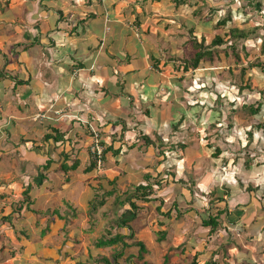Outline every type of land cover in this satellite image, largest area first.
Wrapping results in <instances>:
<instances>
[{
	"label": "rangeland",
	"instance_id": "obj_1",
	"mask_svg": "<svg viewBox=\"0 0 264 264\" xmlns=\"http://www.w3.org/2000/svg\"><path fill=\"white\" fill-rule=\"evenodd\" d=\"M189 1L191 7L197 4L193 9L200 8L198 15L192 17L190 13L193 9H188L187 6L179 7L170 1L168 8L165 6L168 14L159 18L160 15L154 10L147 11L145 21H136L135 25H132L136 30L135 34L140 35V40L138 39L140 47L143 43L148 44L153 51L158 46L164 47L169 65L167 67L173 65L176 67L175 72L171 73L173 77L183 73L188 76L186 78L189 83L195 80L200 85L192 84L194 89L189 85L185 88L186 94H189L187 102H191L189 105L191 108L188 110V115L185 112V119L180 118V121H183V132L192 140H187V144L175 140L172 144L174 150L179 152L180 159L184 158L183 162H186V168H183L181 174L182 182L176 181L175 177L170 175V181L159 182L161 184L158 188L153 186L160 180L159 178L155 179L153 184H149L151 189L138 190L137 184L132 185V181L129 183L124 179L120 182V190L117 189L118 196H116L113 189L115 185L112 183L103 185L102 182V188L99 187L100 182L97 179L104 177L102 172H97L96 175L86 174L85 167H82L65 174L58 168L51 175L52 171L48 173L43 169L39 170L34 163L24 165V168L18 172L10 165L11 157H4L0 160V214L5 215L0 216V264H105L101 262L103 257H108L111 263H114L113 254L121 250L122 244L105 248H97L95 244L99 239L116 235L117 230L127 236L132 234L133 230L135 238L131 243L144 242L146 248L143 259L138 257V246L124 250V256L117 264H192L195 253L199 254L205 248L215 250L213 248L221 244L229 245L230 254L227 259L224 251L219 249L220 252L215 256L218 264H264V248L261 249L263 245H258L254 236L247 234V227L242 226V220H237L238 225H233L236 227L227 228L229 222L235 224L236 221L229 219L228 223L223 222L224 219L221 217L225 227L222 225L218 229V235L215 234V241L212 244L208 241V231L202 236L200 230L199 233L197 231L198 212L208 218L217 215L219 210L227 209L228 206L229 208L242 206L245 210H250L253 196L257 200L259 197L264 199V184L258 183L260 179L256 180L255 174L252 175L253 181L247 176L251 172H259L258 169L255 171V166H264V67H251V64L256 65L258 61L264 63V53L261 52L264 43V8L263 6L260 10L256 8V4H261L264 0H198V3L196 0ZM7 11L11 17L15 14L17 16L18 13L24 15L21 5ZM230 14L234 21H229L226 26L221 27L224 32L230 31L225 40L240 29H244L247 36L236 42L235 53L233 54L230 46L228 48L222 46L219 53L216 49L217 54L213 55L211 61L200 64L198 71L203 73L201 76L193 77L196 71L193 73V71L181 70L185 62L195 53L194 35L198 37V42L204 38L208 44L219 30L220 19ZM175 23L174 28L172 25ZM138 26L142 27V34L138 31ZM158 27L163 30L160 32L161 36ZM19 31L22 30H15L17 34L12 35L11 39H16L15 36ZM14 39L10 41L15 45ZM12 46L9 43L8 48L6 46L5 49L7 66L11 59L15 58L10 51ZM178 48L180 56L175 54L178 53ZM235 54L238 56L236 57ZM11 68L14 70L10 74L18 75L20 65L16 58ZM243 72L246 73L244 80ZM213 83L217 86L213 87ZM75 93L74 97L80 100V92L75 91ZM259 102L262 103L260 111L257 114L251 113L250 107H258ZM66 112L65 110L60 113ZM34 122H25L23 129H30ZM92 124L91 121L84 122L81 128L87 130L88 136L93 139V131L99 133V130ZM0 131H3L0 132L1 143L4 139L3 135L6 137L11 134H7L4 127H0ZM259 132L261 136L257 137ZM24 135L26 134L23 133ZM37 136L39 132L32 138L35 143L37 140L34 138ZM15 140L19 145L24 144L25 141L22 137ZM81 140L82 138H74L66 145L65 149L71 159L79 153L77 150L81 149L78 148ZM39 143L42 146H39ZM39 143H36L37 146H31L30 142L26 145H30L35 151L38 146L42 149L49 145L50 154L53 150L62 149L61 142L58 143L59 146L50 142L44 143L43 139ZM180 144L184 147L189 145V148L179 150ZM90 145L91 143L84 142L86 148ZM157 145H159L158 155L161 156L164 152L165 156L164 143ZM216 148L221 149L218 157L214 155ZM71 159L69 163L72 162ZM93 159L97 160L94 156ZM249 160L250 167H253V171L250 172L245 169ZM59 161L61 158L56 163L59 164ZM17 164L18 167L21 165L19 161ZM41 172L46 175L45 181L50 176L51 183L48 187L38 186L34 180H31ZM68 175L69 180L66 179ZM22 176L25 178H21ZM7 177L11 178L7 179ZM10 179L13 180L12 183L3 185L4 180L7 184ZM30 183L32 187L26 197L24 192ZM33 187L37 191L31 196ZM63 187L64 189H61ZM109 189L114 190L113 195L108 193L105 199L106 190ZM124 195L133 199L137 197L136 208H132L130 199L125 204H120ZM145 195H149L151 201H145ZM260 203L263 207L264 202ZM34 205L39 206V211L35 210L37 208ZM33 206L35 209L32 215H28L29 209ZM54 209L59 210L55 212ZM130 211L136 213V220L130 222L132 229L125 227L118 229L116 220L121 215H124V219H129L132 215ZM166 212L175 216L178 214L182 216L185 212L196 216L187 215L186 226L180 219H176L171 225L167 224L168 233L166 232L163 243L160 244L157 240L161 237L160 232L164 231L162 229L164 224L160 222L166 218ZM168 218L170 219L171 216ZM180 224L182 226H179ZM202 238L205 243H201ZM187 242L191 247L185 245ZM199 243L201 244L198 245ZM205 251H207L205 255L209 258L210 250ZM201 259L202 257L198 264H203Z\"/></svg>",
	"mask_w": 264,
	"mask_h": 264
},
{
	"label": "crops",
	"instance_id": "obj_2",
	"mask_svg": "<svg viewBox=\"0 0 264 264\" xmlns=\"http://www.w3.org/2000/svg\"><path fill=\"white\" fill-rule=\"evenodd\" d=\"M170 1L0 0V17L3 19H0V64H2L0 65V127L6 128L7 134H11L6 137L3 135L4 139L1 137L3 141L0 143V160L10 156L12 159L10 165L18 172L28 163H34L40 170L49 159L47 154L49 145L47 149L45 147L39 149V146H42L39 142L49 132L50 127H55L60 132H66V138H82L78 146L82 148L80 151L82 164L78 169H82L86 167L85 163L88 159V147L84 146V142L92 144V137L88 136L87 130H82L81 126L82 123L91 121L94 127L104 132L101 136L104 167L98 171L97 162L94 160L96 168L91 172L95 175L97 172L104 173V177L97 179L100 188L102 182L103 185L112 183L117 194L114 193L118 196L117 189L120 190V182L124 179L129 183L132 181L131 184H137L138 187L153 184L155 179L159 178L160 180L152 185L156 188L161 183L170 181V175L175 177L176 181L182 182L181 174L183 168H186V162H183L184 158L180 159L179 152L174 150L172 144L175 140H179L178 142L182 144L192 140L183 132V121H180V118L183 116L182 119H185L186 114L189 113L188 105L191 104L187 102L189 94H186L185 88L188 85L192 87V84L200 85L195 80L189 83L186 78L188 76L183 73L173 77L171 73L175 72L176 67L175 65L167 67L169 65L164 47L155 46L157 48L154 51L145 43L140 47V35L135 34L136 30L132 26L136 21H145L147 11L154 10L160 15L159 18L168 14L166 7L168 8ZM19 5L24 15L18 13L17 16L15 14L11 17L7 10ZM3 11L5 13L1 14ZM172 27L175 28L176 23ZM15 30L22 31L15 36L16 39L13 38L16 42L14 45L10 40L13 41L12 35L17 34ZM142 30V27L138 26V31ZM158 31L161 36L160 32L163 30L158 27ZM9 43L13 45L10 51L20 65L16 76L10 74L14 70L11 66L15 58L11 59L8 66L5 63L8 60L4 53ZM175 54L180 56L179 48L178 53ZM153 58L160 61L157 68L154 67ZM1 73L4 76H1ZM18 82L24 83L17 84ZM75 91L80 92V100L74 97ZM65 110L67 111L65 114L60 113ZM31 120L35 121L33 127L28 130L23 129L24 123L33 122ZM179 121L181 123L179 130L172 133V126ZM38 132L39 136L34 139L39 146L35 151L30 145L37 146L32 138ZM23 133L26 135L23 136ZM257 134V137L261 136L260 132ZM145 135L155 145L148 143L147 146ZM21 137L25 140L24 144L15 143L17 142L15 138ZM159 140L165 145L163 148L166 149L165 156L164 152L161 156L157 153ZM29 142L31 144L26 145ZM188 148L189 145L184 149L180 147L179 150ZM63 149L65 148L53 150L51 158L57 160ZM18 161L21 163L20 168ZM59 165L60 163L53 164L50 168L51 175L53 171L58 170ZM257 169L258 173L251 172L250 175H246L253 181L252 175L255 174L254 178L260 179L258 183L264 184V166H255V171ZM247 170L253 171V167H248ZM9 178L11 177H7ZM49 180L50 176L42 186L48 187L51 183ZM12 182L13 180L10 179L6 184L4 180L3 185ZM35 191L37 189L33 187L31 196ZM113 191L106 190L105 199L108 192ZM123 198L120 204L127 200L136 203L135 199H137L128 195H124ZM184 199L187 200V197L184 196ZM258 200L253 196L250 210H245L242 206L240 208L228 206L227 209H221L225 210V214L221 217L224 219L223 222L236 221L235 224L229 222L227 228L236 227L233 225H238L237 220H242V226L247 227V234H252L255 242L263 245L262 249L264 248V206L262 207L260 202H264V199L259 197ZM34 206L31 210L36 207L35 210L39 211V206ZM58 210L54 209L55 212ZM162 212L164 213L163 210ZM31 213L29 210L28 215H32ZM1 215L5 216L3 213ZM178 215L171 213L170 219L164 217L165 219L160 222L164 224L162 226L164 232L168 233L167 224L171 225L176 219L183 221L186 226L187 215L196 216L188 213L185 217ZM203 217L202 213H197V218ZM223 227H225L224 223ZM199 230L201 236L208 231L201 226L197 228L198 233ZM201 236L199 235V238ZM214 236L210 237L211 244L215 241ZM201 240L203 243L204 238ZM188 243L185 245L191 247ZM216 248L217 246L213 249ZM211 249L205 248L203 253L207 252L205 250L211 252Z\"/></svg>",
	"mask_w": 264,
	"mask_h": 264
},
{
	"label": "trees",
	"instance_id": "obj_3",
	"mask_svg": "<svg viewBox=\"0 0 264 264\" xmlns=\"http://www.w3.org/2000/svg\"><path fill=\"white\" fill-rule=\"evenodd\" d=\"M174 2L177 6H187L188 9H193L194 7H197V4L196 5H193L194 7H191L190 5V1L189 0H171V2ZM204 1H207V0H204ZM196 2L198 3V0H196ZM263 6L264 8V1H261V4L260 3H257L256 4V8L258 10H260V8ZM190 13V12H189ZM200 13V8H195L193 9L191 16L193 17L194 15H198ZM229 21H234V18L231 16V14L224 18V19H220V21L218 22V32L214 35L213 39L207 44L206 42V39L202 38L201 42H198L197 41V36L194 35V46H195V53L193 55V57L190 59V60H187L184 64L182 68L183 71L185 72H189V71H193V77H197V76H201L203 73H200L198 71L199 67H200V64L201 63H205L206 61H211L213 59V55L219 53L222 49V46L224 48V46H226V48H228V46H230L232 48V51H233V54L235 53V46H236V42L238 40H241L243 38H246L247 36L245 35L244 33V29H240L238 31H236V33H233L232 35H230V38L228 40H225V38L230 34V31H227V32H224L222 31L221 27L223 26H226L228 24ZM262 36V35H260ZM250 37V35H249ZM216 49L219 50L217 53H216ZM227 51V50H225ZM262 53H264V43L262 45ZM1 53V52H0ZM235 56L237 57L238 55L235 54ZM154 67H158V64H159V59H154ZM259 62V61H258ZM256 63V65L254 64H251V67H260V68H263L264 67V63ZM170 63H174L172 61H170ZM179 68V67H177ZM246 73L243 72L242 74V78L244 80V75ZM1 76H4L3 73H1ZM24 82H18L17 84H22ZM217 86L216 84L213 83V87ZM208 88H211V87H208ZM261 102H259V105L258 107L254 108V107H250V112L253 113V114H257L258 111H260V106H261ZM190 105V104H189ZM188 105L189 108H191L190 106ZM183 118V117H182ZM183 120V119H182ZM180 121L175 123V125L172 126V133H174L175 131H178L179 128H180ZM99 130V129H98ZM48 133H46L43 137V141L44 143L45 142H50L52 144H55L57 145L58 143H62V147H66L67 144L71 143V141H73V137H68L66 138V132H60L59 129L55 128V127H50L48 129ZM1 134V133H0ZM248 134V133H247ZM251 135V133H249ZM99 135L102 136L104 135V132L100 131L99 130ZM252 136V135H251ZM250 138V137H249ZM144 140L146 141V145L149 146V144L151 143V145H155V143H153L149 137L147 135L144 136ZM251 140V138H250ZM163 141L159 140V143L163 144L162 143ZM101 143H103V140H102V137H101ZM149 143V144H148ZM182 144V143H181ZM179 145V147H181L182 149H184V146L183 145ZM82 149V148H81ZM81 149H78L77 152V155L74 157V159H71L69 157L70 154H68L65 150L66 149H63L62 152L60 153L59 155V158H61V161H59L60 165H59V171H62L64 172L65 174H68L70 171H75L79 168V166H81L82 162H81V159H80V151ZM221 149L219 148H216L215 150V153L214 155L215 156H220L221 154ZM87 156H88V159H87V162H86V167L84 169V173L88 174V173H91L92 171H94V169L96 168V162H94V159H93V154H92V151H91V145L87 148ZM115 152V151H114ZM48 157L49 159L46 161V163L42 166L41 170L43 169L44 171L48 172L50 171V168L53 166L54 163L58 162V159L57 160H54L52 159V155L48 152ZM70 159L72 160L71 163H69ZM247 168L250 167V160L249 162L246 163ZM104 165L102 167H98V164H97V168L98 169H101L103 168ZM39 169V167H38ZM46 179V175H44V173H39L38 176H36L35 178H33L34 182L36 183V185L38 186H42L44 181ZM67 180L70 179L69 175L67 176L66 178ZM32 185L31 183L29 184V186L26 188L24 194L26 195V197L28 196V192L30 191ZM138 190H147L148 188L151 189L152 187H150V185L148 186H139L137 187ZM110 195H112L113 193L112 192H108ZM144 200L145 201H150L149 199V195H145L144 196ZM29 204V202H28ZM121 204H125V202L121 203ZM131 206L132 208H136V205L135 203H131ZM31 212H33L34 210H31L29 209ZM132 212V211H130ZM219 213L217 215H211L209 216L208 218H205V216L201 219H197L198 221V225L205 228V229H208V241H210V237L214 236L215 234H218L220 227L223 225V222L221 221V216L223 214H225V210H221V211H218ZM132 216L130 217V219H124L123 220V216L122 215L121 217H119L117 220H116V223H117V226H118V229L120 227H126L128 229H132L131 226L129 225V223L133 220L136 219V213L135 212H132L131 213ZM167 217H170L171 216V213H167L165 214ZM5 219V217L3 218ZM115 229V228H114ZM114 229L112 231H114ZM132 234H130L129 236H126V235H123L121 234L119 231L116 232V235H111L112 237L110 238H102V239H99L97 241V243L95 244V246L97 248H105V247H110V246H116L118 244H122L121 245V250L119 251H116L114 254H113V262L114 263H111V260L108 258V257H103L101 259V262L105 263V264H117L118 260L124 256V250L130 248V247H133V246H138L139 247V253H138V257L140 259H143V254L146 252V248H145V245H144V242H134V243H131L133 242V230L131 232ZM166 232L162 231L160 232V235L161 237L158 238L157 242L162 244L163 243V240L165 238V235ZM229 245H224V244H221L219 247H217V249L215 250H212L210 252V257H208V255H205L207 254L206 253H195L194 255V259L192 261V264H198V262H200V257H202V263L203 264H218V259L215 258V256L220 252L219 249L223 250L224 251V254L225 256L227 257L228 256V253H227V249H228ZM79 264V263H78Z\"/></svg>",
	"mask_w": 264,
	"mask_h": 264
},
{
	"label": "built area",
	"instance_id": "obj_4",
	"mask_svg": "<svg viewBox=\"0 0 264 264\" xmlns=\"http://www.w3.org/2000/svg\"><path fill=\"white\" fill-rule=\"evenodd\" d=\"M91 151L94 158H97L98 167L103 166L104 149L101 143V137L97 131H93V139L91 144Z\"/></svg>",
	"mask_w": 264,
	"mask_h": 264
}]
</instances>
